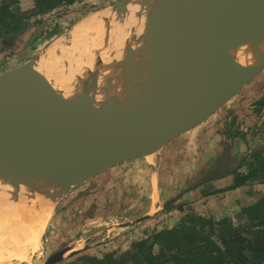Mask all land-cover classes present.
Segmentation results:
<instances>
[{
	"label": "water",
	"instance_id": "obj_1",
	"mask_svg": "<svg viewBox=\"0 0 264 264\" xmlns=\"http://www.w3.org/2000/svg\"><path fill=\"white\" fill-rule=\"evenodd\" d=\"M263 7L264 0H182L181 11L190 28L189 51L184 53L172 36L168 42L171 85L159 94L144 88L139 103L129 96L120 99L85 89L47 59V48L40 51L0 73V144L34 163L36 192L49 191L53 206L104 171L157 154L208 120L264 70V52L253 59L244 34L249 17ZM46 28L32 35L27 48ZM146 28L147 51L140 48L145 77L155 54L150 40L163 34L158 27ZM172 31L178 32L175 24ZM122 76L128 81L127 72ZM2 163L0 182L5 184L19 173L9 159ZM65 171L77 179L68 189L62 187ZM213 172L183 193L217 179V170ZM22 176L27 183L30 175ZM69 250L52 256L47 264L59 262Z\"/></svg>",
	"mask_w": 264,
	"mask_h": 264
},
{
	"label": "rangeland",
	"instance_id": "obj_2",
	"mask_svg": "<svg viewBox=\"0 0 264 264\" xmlns=\"http://www.w3.org/2000/svg\"><path fill=\"white\" fill-rule=\"evenodd\" d=\"M19 1V7L22 10H27L29 0ZM104 1L86 0V2L94 5ZM109 5L111 4L107 3L101 9L91 8V10L89 8H78L75 13L57 18L56 15L64 11L62 9L54 14L40 18L39 21L42 22L40 24L37 23L35 27L41 29L47 25L42 37L29 48L26 46L27 49L25 48L21 52L12 55L10 59H3L0 56V73L34 57L56 40L65 36L79 21L110 7ZM79 15H82V17L78 19ZM35 21L38 20L35 19ZM261 81H264V70L244 87L242 93L246 90L253 91L255 90L254 88L260 87ZM242 93L237 94L208 120L167 144L160 152L154 155V163L150 164L147 157L137 158L143 163L139 167L138 165L131 167L128 161L123 162L127 167L126 170L130 169L128 173L131 175L130 179L132 181V184L126 189L129 191L130 197L133 194L137 197L132 207L128 208L124 203L121 204L120 208L109 206L103 212L105 219L97 218L95 221L87 223V220L82 217L86 211L84 212V206L80 204L81 202L77 203L79 207L76 210L70 209L68 203L71 195L86 186L90 180L58 200L54 206L52 205L53 211L49 223L40 239L38 250L33 253L30 260L28 262L10 264H47L52 256L66 249H70L66 256L55 264H77L76 262L72 263V260L69 259L71 255L73 256V254L77 253H79L77 256L112 254V256L117 257L119 261L117 264H146L142 257L133 258L138 252L136 244L147 240L154 231L176 227L188 213L201 215L206 219L213 220L215 223L224 222L225 225L230 223L235 229L263 227L264 184L260 182H252L243 186L247 189L245 191L246 196H243L241 200L226 197V193L231 191V189L210 196H204L202 192L201 195L195 194L194 198L190 195V201L183 205V210L180 212L179 210L167 212L163 210L165 203L177 198L179 193L188 189L194 182L205 175L209 173L215 174L214 170L218 172L216 174L218 179L208 191L223 190L232 183L233 177L226 176L223 173L224 171L228 173V171L240 170L243 172L247 170L246 166L239 167V165L243 158L245 159L247 156L250 157L252 155L256 139L264 136V128L260 129L258 124L259 121L261 123L264 119V91L260 92L259 89L258 101L250 104L244 103V105L243 101H241L243 100L241 97ZM228 105H230L229 108H227ZM232 107L236 109L230 111ZM246 107H248V112H246ZM212 125L214 126L212 127ZM200 126L204 129L213 128V135L207 136L206 133V136H201V134H198L197 130L200 129L198 128ZM261 133L263 134L261 135ZM235 136L239 142L236 145L234 142ZM199 138L201 141H199ZM210 139L211 141L214 139L220 141V144L216 147L213 144L214 148L210 151L212 154L225 148V144H231L234 150L222 152L215 158L213 156L209 164L211 165L210 172L206 171V173L203 171L202 166L204 161H207V164L210 158L209 156H203L209 146L205 143ZM210 144L212 143L210 142ZM198 158L201 159L199 162L197 161ZM151 167L156 170L153 176L154 186L151 183L148 184L149 179L152 178L153 168L151 169ZM99 189L104 190L103 187ZM142 193H144L143 198L141 196ZM195 198L197 199L195 200ZM180 201H174L172 204L179 206ZM71 210L75 214L74 217ZM114 211L116 214L113 216ZM128 215H131V217ZM129 224L133 225V227L128 230L125 227ZM97 225L100 226L97 227ZM216 228L215 234L221 236L223 229L220 226ZM214 238L217 245H219L220 242L217 241L216 237ZM87 243H89L88 246L86 245ZM88 247L89 250H86ZM157 250L158 247L155 248V251Z\"/></svg>",
	"mask_w": 264,
	"mask_h": 264
},
{
	"label": "bare ground",
	"instance_id": "obj_3",
	"mask_svg": "<svg viewBox=\"0 0 264 264\" xmlns=\"http://www.w3.org/2000/svg\"><path fill=\"white\" fill-rule=\"evenodd\" d=\"M181 3L182 0H126L93 13L49 45L47 59L61 66L85 89L120 99L129 96L136 103L142 102L144 88L159 94L171 85L173 74L168 42L172 36L182 44L184 53L189 51L190 28L181 11ZM174 24L177 33L172 31ZM146 27L151 30L158 27L163 33L150 40L155 54L150 59L151 72L147 77L142 69L145 58L142 51H147L144 47L149 35ZM244 34L252 58L259 57L264 52V7L249 17ZM123 72L128 73V81L122 76ZM127 90H131L130 95ZM155 154L146 155L150 163H154ZM5 158L21 175L12 179L14 181L8 179L5 184L0 182V264L23 263L38 250L53 204L48 197L49 191L46 194L36 192L37 173H34L33 162L0 144L1 165ZM23 173L34 178L29 177L26 183ZM63 177L64 189L77 182L69 172H63ZM47 180L44 179V183Z\"/></svg>",
	"mask_w": 264,
	"mask_h": 264
},
{
	"label": "trees",
	"instance_id": "obj_4",
	"mask_svg": "<svg viewBox=\"0 0 264 264\" xmlns=\"http://www.w3.org/2000/svg\"><path fill=\"white\" fill-rule=\"evenodd\" d=\"M116 1L105 0L94 5L86 0H29L27 10H22L19 7V0H0V56L3 59H10L12 55L25 49L32 35L39 30L35 25L40 24L42 22L39 21L40 18L46 15L63 9L64 11L56 15L60 18L75 13L78 8L101 9L105 4H113ZM82 15H79L78 19ZM34 28L36 29L33 31ZM43 33L44 31L41 37ZM254 145L252 155L244 159L247 170L238 173L234 182L226 189L208 191L215 181L210 180L188 191L187 194L193 196L203 192L204 196H210L245 186L253 181L264 183V137ZM167 207L170 208L172 205L168 204ZM217 226L223 229L221 236L215 234ZM246 230L235 229L230 223L226 225L224 222L215 223L201 215L186 214L176 227L154 231L147 240L136 244L138 252L133 258L142 257L146 264H247L239 258L241 255L236 250L244 247L245 250L256 251L255 236ZM235 232L241 244L238 242L232 244ZM214 237L220 242L219 245ZM156 247H158L157 251H155ZM254 256L256 259L251 261L252 264H264L262 249L260 253L255 252Z\"/></svg>",
	"mask_w": 264,
	"mask_h": 264
},
{
	"label": "crops",
	"instance_id": "obj_5",
	"mask_svg": "<svg viewBox=\"0 0 264 264\" xmlns=\"http://www.w3.org/2000/svg\"><path fill=\"white\" fill-rule=\"evenodd\" d=\"M263 88H264V81H261L260 87L258 86L256 88H254L255 90H253V91H251V90L244 91L242 93V96H241L242 99H243V100H241V101H243V105H244V103L245 104L246 103L250 104V103H253L254 101L255 102L258 101V99H259L258 98L259 97L258 91H259V89H260V92L264 91ZM229 106L230 105H228L227 108H229ZM235 109H236L235 107H232V109H230V111H233ZM246 109H247L246 112H248V107H246ZM258 124L260 126V129L264 128V119H263V121L261 123L259 121ZM213 126L214 125H212V127ZM198 128H200V129L197 130V132H198V134H201V136H206L205 135L206 133H207V136L208 135H213L212 134L213 133V130H212L213 128L204 129L201 126L198 127ZM262 134L263 133H261V135ZM234 138H235L234 142H235V145H236V144L239 143L237 141L238 138L236 136ZM256 140H259V138L256 139ZM199 141H201L200 138H199ZM210 142L212 144H210ZM205 144H207L209 146L207 147L208 151L206 150L207 152L204 153L203 157L211 156L212 153H210V151H212L213 148H214L213 144L216 147V146H218L220 144V141L219 140H215V139L213 141H211V139H210ZM225 145L228 146V147H229V145L231 146V144H225ZM200 160H201L200 158L197 159L198 162ZM128 162H130L129 164H131L130 165L131 167L132 166H136V165H138V167H139V166L143 165V163L141 161H139L138 159H132V160H129ZM199 165H201V164H199ZM152 168L153 167H151V169ZM126 169H127V167L124 165V163H121V164H118V165H116V166H114V167H112V168L100 173L99 175H97L96 177L91 179V181L86 186H83L81 189L78 190L77 193H74V194L71 195V199H70V201L68 203L70 209L76 210L77 207H79V205H77V203L81 202L80 204H82L84 206V212L86 211L85 214L83 213L82 217H84V219L87 220V223H91L92 221H95V219L100 218L101 216L103 217V219H105L104 215H103V212L106 209H108L109 206H113L114 208H120L121 204L124 203L125 206H127L128 208L132 207L135 204V202H136L135 199L137 197L134 196V194L132 196L133 198L130 197V193L126 189L127 187H129L132 184V181L130 179L131 175H129V173H128V171L130 169H128V170H126ZM154 171L156 172V170L153 168L152 169V178H150L149 181H148V184H150V183H151V185L153 184L152 186H154V181H153ZM139 182L141 183L140 180H139ZM100 187H103L104 190H100L99 189ZM97 189H99L100 191L97 190ZM246 189H247L246 187H243V188L240 187V188L231 190V191L226 193V197H230V198L241 200V198L243 196H246V194H245ZM126 192H127V194H126ZM131 194H132V191H131ZM143 194L144 193H142V195H141L142 198H143ZM87 196H89V197L85 198ZM189 197H190V195L187 196L184 199L185 202L183 201L181 204H186L187 202H189L190 201ZM81 199H85L87 202L83 203L84 200H81ZM198 199H199V197H198ZM144 214H146V213H144ZM132 227L133 226H131V228Z\"/></svg>",
	"mask_w": 264,
	"mask_h": 264
},
{
	"label": "flooded vegetation",
	"instance_id": "obj_6",
	"mask_svg": "<svg viewBox=\"0 0 264 264\" xmlns=\"http://www.w3.org/2000/svg\"><path fill=\"white\" fill-rule=\"evenodd\" d=\"M244 89V88H243ZM243 89L239 92V93H242V91H243ZM238 93V94H239ZM264 137V136H263ZM261 138V137H260ZM260 138H259V140H260ZM259 140H256L255 141V143L257 142V141H259ZM235 141V140H234ZM234 150V148L232 147V146H230L229 145V147L228 146H226L225 148H222L221 150H217L216 151V153H214V154H211V156H209L210 157V159H209V162L206 164V162L204 161V165L202 166L203 167V171L204 172H210L209 170L211 169V165H209L210 164V162L212 161L211 160V158L214 156V158L215 157H217L219 154H221L222 152H225V151H233ZM253 150H254V146H253ZM208 151V150H207ZM246 159V158H245ZM243 166H245V161H244V158L242 159V162H241V164L239 165V167H243ZM206 172V173H207ZM243 172H245V171H243ZM223 173H225V175L226 176H231V177H233V181H232V183L234 182V178H235V176L238 174V173H242L240 170L239 171H228V173H226V171H224ZM202 179V178H201ZM218 179V178H217ZM217 179H215V181L214 182H216L217 181ZM200 180V179H199ZM199 180H197V181H199ZM196 181V182H197ZM196 182H194V183H196ZM253 182H259V181H253ZM231 183V184H232ZM252 183V182H251ZM230 184V185H231ZM248 184H250V183H248ZM229 185V186H230ZM243 187V186H242ZM196 194H199V195H201V193H196ZM84 195V194H83ZM186 195V196H185ZM190 195V194H189ZM188 194H187V192L186 193H179V196L177 197V198H175V199H173L172 201H169V202H167V203H165V205H164V208H163V210L164 211H178L179 210V212L180 211H182L183 210V205H185V204H181L183 201H184V199H185V197H187V196H189ZM195 194H193V196H194ZM185 196V197H184ZM192 196V197H193ZM89 196H87V197H85V198H88ZM183 197H184V199H183ZM194 198V197H193ZM198 198V197H197ZM197 198H195V199H197ZM81 200H84V202L83 203H85V202H87L85 199H81ZM180 201V200H182V201H180V205L179 206H181V207H179L178 205H173L172 204V202H174V201ZM80 201V200H79ZM185 202V201H184ZM188 203V202H187ZM186 203V204H187ZM168 204H171L172 205V207H167L168 206ZM71 212L73 213V211L71 210ZM74 214V213H73ZM116 214V212L114 211L113 212V216ZM189 214V213H188ZM75 216V214L73 215V217ZM129 217H131V215H128ZM101 219H103V217H100ZM263 223V222H262ZM138 224V223H137ZM264 225V224H263ZM86 226H87V224H86ZM98 226H100V225H97V227ZM131 226H133V225H127V227H125V228H127L128 230L129 229H131ZM124 228V227H123ZM124 228V229H125ZM126 230V229H125ZM246 231H249L250 233H252L254 236H255V240H256V244L254 245V249L256 250V251H248V250H245L244 249V247H242V248H238V249H236L238 252H239V254L241 255L239 258L241 259V260H244L243 262L244 263H247V264H252V260H255L256 259V257L254 256V254H255V252H257V253H260V250L262 249V251H263V255H264V226L263 227H260V226H257V227H254V228H252V229H247ZM235 242H238L239 244H241L240 242H239V238H238V234L235 232L234 233V237L232 238V244L233 243H235ZM88 244L89 243H87L86 245L88 246ZM238 244V245H239ZM237 245V246H238ZM86 250H89V247H88V249L86 248ZM251 252H252V254H251ZM243 253V254H242ZM79 253H77V254H73V256L71 255L70 256V260H72L71 262L72 263H77V264H117V263H119V261L117 260V257L116 256H112V254L111 255H103V256H89V255H79V256H77ZM260 255V254H259ZM257 264H259V263H257Z\"/></svg>",
	"mask_w": 264,
	"mask_h": 264
}]
</instances>
